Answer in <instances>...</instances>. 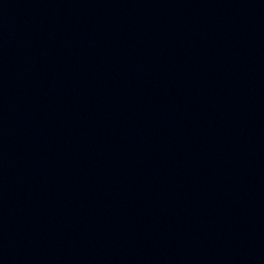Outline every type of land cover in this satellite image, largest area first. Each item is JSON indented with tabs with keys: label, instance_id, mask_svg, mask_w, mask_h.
<instances>
[{
	"label": "water",
	"instance_id": "95a60500",
	"mask_svg": "<svg viewBox=\"0 0 264 264\" xmlns=\"http://www.w3.org/2000/svg\"><path fill=\"white\" fill-rule=\"evenodd\" d=\"M0 264H264V0H0Z\"/></svg>",
	"mask_w": 264,
	"mask_h": 264
}]
</instances>
